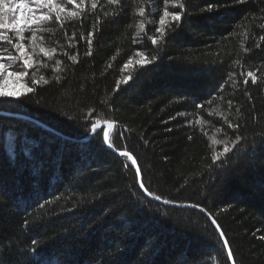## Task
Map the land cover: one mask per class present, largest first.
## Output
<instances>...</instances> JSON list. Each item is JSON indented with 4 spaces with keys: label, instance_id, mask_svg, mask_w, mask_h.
I'll list each match as a JSON object with an SVG mask.
<instances>
[{
    "label": "trees",
    "instance_id": "1",
    "mask_svg": "<svg viewBox=\"0 0 264 264\" xmlns=\"http://www.w3.org/2000/svg\"><path fill=\"white\" fill-rule=\"evenodd\" d=\"M57 2L80 15L37 32L55 53L4 61L28 75L0 97V264H232L208 216L236 264H264V0ZM165 8L181 20L161 26ZM114 151L150 197L196 209L145 195Z\"/></svg>",
    "mask_w": 264,
    "mask_h": 264
},
{
    "label": "snow or ice",
    "instance_id": "2",
    "mask_svg": "<svg viewBox=\"0 0 264 264\" xmlns=\"http://www.w3.org/2000/svg\"><path fill=\"white\" fill-rule=\"evenodd\" d=\"M120 0H106L107 4L112 5H119ZM144 0H140L141 6L137 9V12L139 16L144 17L145 15V8L143 7ZM237 3H243L245 0H236ZM67 4L76 5V7H81V5L84 3V0H81L80 4H77L76 0H66ZM165 3H167V0H165ZM98 5V0H93L91 3V9L96 10ZM178 6L180 8H183L185 5L183 3V0H179ZM41 9H47V12H40L37 14V10ZM210 11L211 9H207ZM25 11L29 13V15H25ZM9 13H11V22H8ZM53 14L54 19L57 22L61 21V14L65 15V18H76L79 17V13L76 11H67L65 6L62 3H58L57 0H0V48H3V51L0 52V97H14L19 99L20 92L9 90L6 85L8 83L9 78H15L16 80H21L24 76H27L28 73L26 71L20 72L12 68V64L9 63L6 65L4 62L5 60L14 62L16 60H22L23 64L25 66H30L29 61L32 59V55L28 52V47L33 48V52L38 47L39 51L44 53L46 56H51L55 53L56 49L52 48L51 51L46 50L44 47L40 46L37 41L43 40V37H38L37 32H51L52 29L50 27L44 26L46 23H50L53 20ZM109 13H105V15H108ZM171 16V19L173 21L179 22L181 20V14L176 13H169L167 9L165 8L163 10L162 18L159 19V24L163 26L165 24L166 17ZM32 25H37L36 28H33ZM62 26V24H61ZM145 23L141 22L139 24L140 31H144ZM4 29H8L11 32L14 33L13 36H9L4 34ZM25 31L30 32L29 37H25L23 33ZM156 31H159L161 33V36L159 37L160 40H163L164 38V29L163 27L156 29ZM95 30L88 33V39L87 43L91 45L92 40L90 37L94 36ZM26 39L31 41V44L29 46H26L23 41ZM261 39H264V37H261ZM152 43L156 44L157 38L151 37ZM4 44L10 46V48H5ZM10 49H14L16 55H13ZM4 52H7L8 55L5 56ZM91 50L89 49L86 52V55H91ZM72 59H75L73 56ZM60 61H57V65H59ZM127 67V65H125ZM59 67H57L56 71H59ZM243 75V72L241 73ZM247 76L251 77L252 82L255 84L257 82V76L254 74L253 71H248ZM43 79V77H41ZM56 79H59L57 77ZM130 79V77H125L123 82H127V80ZM38 82V81H34ZM47 83V81H45ZM245 85L248 84V80L245 79L243 81ZM27 91L31 92L33 89L31 87H28L26 89ZM229 104L231 102L229 101ZM239 109H237V112ZM225 120L227 122V118L225 117ZM108 124V127H113V123L111 121H105ZM100 123V120H97V124ZM229 127H233V125H229ZM93 131H95V125L93 126ZM103 137L107 139V133H103ZM239 141H237L238 143ZM213 144H219L223 143L225 146L223 148V152L217 153L213 159L219 161L221 159V156H224L227 154L231 149L228 146L227 141L223 140H212ZM235 145L233 144L232 147ZM128 152H123V156H128ZM137 160L133 159L132 163L137 164ZM136 172L139 174L141 172V168L138 167L136 169ZM140 186L142 188L145 187L143 182H141ZM147 191V189H145ZM151 195V193H149ZM156 199H160L159 196L155 197ZM165 203H168V201H165ZM213 223H216L213 221ZM219 227V225H218ZM221 237H223L225 234L223 232L220 233ZM261 239H264V236L261 237ZM223 244L227 247L229 244V241L227 239L223 240ZM227 255L229 257L233 256L232 250L229 248ZM233 264H236L235 261H233Z\"/></svg>",
    "mask_w": 264,
    "mask_h": 264
},
{
    "label": "water",
    "instance_id": "3",
    "mask_svg": "<svg viewBox=\"0 0 264 264\" xmlns=\"http://www.w3.org/2000/svg\"><path fill=\"white\" fill-rule=\"evenodd\" d=\"M5 115L8 116V117L21 118V119L28 120V121H31V122H33V123H35V124H38V125L41 126V127H44V128L47 129V130H50L49 128L45 127L43 124H41V123H39V122H37V121H35V120L29 119V118H27V117L21 116V115H13V114H5ZM102 127H104V133H107V139L104 138L105 145H106V147H107L108 149H110V150L113 151V148L110 146L109 141H108V134H109V131L115 127V125L113 124V127L109 128L107 123H106V124H99V125H98V130H100ZM93 135H94V131H92V134H91V136H90V138H89L88 140H90V139L93 137ZM88 140H85L84 142H86V141H88ZM114 152H115L117 155H119V156H123V155H122L123 152H119V151H114ZM127 157L130 158L131 162H132V160L134 159V158L131 157L129 154H128ZM132 164H133V163H132ZM133 165H134V167H135L136 169L138 168V165H137V164H133ZM137 174H138V173H137ZM138 180H139V185H140V184H141V175H140V173L138 174ZM140 188H141V190L143 191V193H144L145 195H147L148 197H150L149 194L147 193V191L145 190V188H142L141 186H140ZM150 198L153 199L152 197H150ZM153 200L156 201V202H158V203H161V204H163V205H165V206H169V207L196 209V208L193 207V206H180V205H175V204L165 203V202L160 201V200H157V199H153ZM207 216H208V215H207ZM208 217H209L210 221L212 222L213 226L215 227V229L217 230L218 234L220 235L221 230L219 229L218 225H217L216 223H213L214 220H213L210 216H208ZM220 237H221V235H220ZM221 239H222V240H225L224 237H221ZM225 247H226V246H225ZM226 250H227V252H228V250H229L228 246L226 247ZM230 260H231V262H232V264H233L232 256L230 257Z\"/></svg>",
    "mask_w": 264,
    "mask_h": 264
},
{
    "label": "rangeland",
    "instance_id": "4",
    "mask_svg": "<svg viewBox=\"0 0 264 264\" xmlns=\"http://www.w3.org/2000/svg\"><path fill=\"white\" fill-rule=\"evenodd\" d=\"M9 86V85H8Z\"/></svg>",
    "mask_w": 264,
    "mask_h": 264
}]
</instances>
